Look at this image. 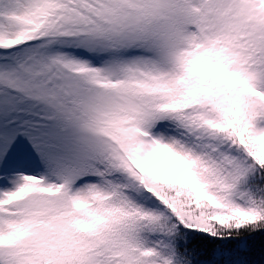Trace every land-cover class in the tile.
Returning a JSON list of instances; mask_svg holds the SVG:
<instances>
[{
	"label": "snow or ice",
	"instance_id": "obj_1",
	"mask_svg": "<svg viewBox=\"0 0 264 264\" xmlns=\"http://www.w3.org/2000/svg\"><path fill=\"white\" fill-rule=\"evenodd\" d=\"M0 264H264V0H0Z\"/></svg>",
	"mask_w": 264,
	"mask_h": 264
}]
</instances>
